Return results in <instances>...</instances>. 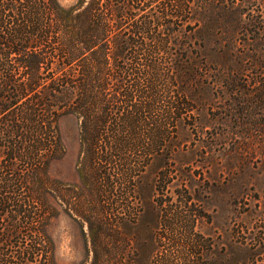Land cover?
<instances>
[{"label": "rangeland", "instance_id": "rangeland-1", "mask_svg": "<svg viewBox=\"0 0 264 264\" xmlns=\"http://www.w3.org/2000/svg\"><path fill=\"white\" fill-rule=\"evenodd\" d=\"M56 1L66 8L79 3ZM96 2L105 20L93 23L94 32L103 34L107 52L101 65L86 61L98 75L88 86L92 107L60 116L54 135L60 147L44 153L48 167L40 165L49 189L42 201L51 264H264V37L246 46L242 34L188 30L186 21L214 20L216 6L234 1ZM261 2H242L233 18L260 16ZM122 4L134 15L119 26L115 10ZM180 4L196 12H181ZM21 12L10 9L7 16ZM137 21L150 31L139 33ZM69 24L59 34L75 52L77 34L89 23ZM125 39L132 47L120 53ZM32 43L30 51L45 54L48 83L60 59L50 56L53 42ZM179 47L193 50L196 60L199 80L191 94H181V82L169 76L186 57ZM81 58L65 63L67 75L82 76ZM9 59L14 63L15 55ZM12 69L26 79L21 65ZM73 89L64 103L79 107L86 95ZM198 235L212 255L190 253Z\"/></svg>", "mask_w": 264, "mask_h": 264}, {"label": "trees", "instance_id": "trees-1", "mask_svg": "<svg viewBox=\"0 0 264 264\" xmlns=\"http://www.w3.org/2000/svg\"><path fill=\"white\" fill-rule=\"evenodd\" d=\"M202 1L234 2L216 6L217 18L214 20L204 23L199 20L186 21L189 22L188 30L193 33L204 31L207 35L226 36L242 34L248 37L246 46L254 45L249 41L251 38L264 37V0H260L263 1L260 3V16L247 20L233 16L241 14L242 2L255 0ZM235 1L241 2L237 5ZM87 2L85 4L86 0H79L77 6L66 8L56 0H0V264H36L37 256H40V264H51V242L46 233L47 218L43 216L45 201H42L46 199L49 189L41 176L40 165L44 153L48 155L54 148L60 147V142L54 140L60 116L67 112H83L79 111L81 108L91 109L88 86L98 79V75L90 71L86 61L101 65L103 55L107 52V45L102 43L103 34L94 32L98 24H93L105 18L96 0ZM18 7L22 10L20 16H7L8 10ZM177 8L181 12H196L193 5L180 4ZM115 14L120 16L117 24L121 26L122 20L133 17L134 12L131 7L122 4L116 8ZM84 21L89 23V27L78 32L76 43L79 47L72 52L64 34H59V31L62 29L66 32L70 22L77 25ZM168 26L172 33L176 31L171 25ZM102 29L105 32V24ZM135 29L141 33L150 31V26L146 21H137ZM35 39L42 41L41 44L53 42L50 56H57L61 62L57 63L56 75L48 83L44 82L41 72L45 54L42 51H30ZM157 40L158 44L166 48L161 35ZM260 44L264 48V43ZM119 45L118 51L122 53L132 47V42L125 39ZM111 49L114 52V48ZM230 49L231 45L228 51ZM180 50L186 57L172 66L169 76L181 82V94H191L194 84L199 80L196 60L189 55L193 50L179 47L176 52ZM11 54L15 55L14 63L9 59ZM170 54L173 60L176 53L171 51ZM74 58L83 61V74L79 79L67 75L65 63ZM259 62L264 64V56L259 58ZM15 63L25 69V80H20L13 72L12 64ZM75 86L87 99L81 97L79 107L64 103L74 92ZM46 163L48 167L49 159L43 165ZM39 203L43 205L38 211ZM197 237V242L189 246L190 253L197 257L212 255L215 251L211 245L207 246V239L202 235ZM261 251L260 245L252 250V255L256 257Z\"/></svg>", "mask_w": 264, "mask_h": 264}]
</instances>
